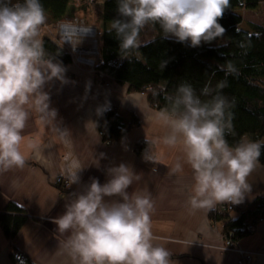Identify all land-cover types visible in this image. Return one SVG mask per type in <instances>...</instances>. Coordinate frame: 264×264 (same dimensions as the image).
I'll use <instances>...</instances> for the list:
<instances>
[{
    "label": "clouds",
    "instance_id": "1",
    "mask_svg": "<svg viewBox=\"0 0 264 264\" xmlns=\"http://www.w3.org/2000/svg\"><path fill=\"white\" fill-rule=\"evenodd\" d=\"M229 6L230 0H117L118 18L110 22L108 32L114 31L122 59L147 45L140 33L149 24H158L164 37L199 47L224 36L226 30L218 21ZM45 22L40 0H0V171L25 165L21 144L29 109L55 120L57 112L50 109L45 84L53 79L68 82L66 69L48 58L40 38ZM217 69L226 76L237 72L230 61ZM226 85L222 80L214 90L210 82L206 84L201 90V95L209 97L206 100L189 83H181L175 95L165 93L170 107L159 118L170 132L164 140L170 146H181L184 163L192 170L187 197L192 210L212 211L217 204L242 203L251 191L247 177L264 147V141L244 137L234 146L229 144L226 134L233 132V114L228 111L231 102L221 94ZM160 90L164 92L163 85ZM105 110L98 108L97 114ZM67 132L64 129L61 134ZM69 168L71 186L79 182L77 173L83 168L75 160ZM181 172L180 162L170 170L171 175ZM107 175L105 183L91 178L82 191L73 192L64 213L52 221L57 231L70 233L62 248L72 264H173L171 253L153 243L151 194L129 192L138 174L120 163L109 167Z\"/></svg>",
    "mask_w": 264,
    "mask_h": 264
},
{
    "label": "crops",
    "instance_id": "2",
    "mask_svg": "<svg viewBox=\"0 0 264 264\" xmlns=\"http://www.w3.org/2000/svg\"><path fill=\"white\" fill-rule=\"evenodd\" d=\"M49 32L50 27L42 26L40 38L51 37ZM61 65L68 82L53 79L44 86L50 109L57 112L55 120L29 109L21 144L25 165L0 171V214L14 204L27 218L14 238H8L0 226V264H72L62 248L70 233H60L52 221L64 213L73 192L82 191L91 178L105 183L107 169L120 163L131 166L139 176L129 192L151 194L153 243L171 253L173 264H239L242 256L238 250L252 253L253 264H264V219L249 227L251 233L232 246L224 234L229 220L237 219L256 198L264 197L260 162L247 177L251 191L242 203L233 204L230 211L224 210V203L212 211L192 210L187 203L192 170L184 163L181 146L165 142L170 129L159 118L162 112L150 106L145 94L130 93L128 86L97 78L93 68L75 61ZM102 107L118 109L127 121L136 116L139 125L121 141L104 143L97 126V109ZM64 129H68L66 135L61 134ZM141 141L148 143L145 159L137 153ZM73 160L83 169L77 173L79 182L68 186ZM177 162L183 165V172L171 175ZM61 178L65 184L58 186ZM224 213L226 219L215 217Z\"/></svg>",
    "mask_w": 264,
    "mask_h": 264
},
{
    "label": "trees",
    "instance_id": "3",
    "mask_svg": "<svg viewBox=\"0 0 264 264\" xmlns=\"http://www.w3.org/2000/svg\"><path fill=\"white\" fill-rule=\"evenodd\" d=\"M72 0H40L45 9L46 22L43 26L56 27L65 22ZM264 0H230V6L218 21L225 34L210 43L202 42L199 47H191L190 42L180 43L175 37H164L158 24H150L155 37L146 46L129 52L127 59L119 51V41L114 31L108 32L110 22L118 18L117 0H105L102 6L100 36L98 41L99 59L94 68L97 78L128 86L130 93L147 96L150 106L163 112L170 107L165 93L175 95L181 83H189L202 100L209 97L201 95V90L210 82L215 90L218 82L227 81L221 94L230 102L228 111L233 114V132L226 134L229 144L234 146L242 137L252 141H264V27L253 24L251 31L243 29L242 17L237 9H255ZM143 30L140 33V37ZM48 58L60 64H71L72 55L60 47L50 37L42 39ZM223 40V41H222ZM219 42L218 44H214ZM226 43V46L222 45ZM167 61L165 67L163 63ZM227 61L237 69L232 75H225L217 69ZM164 86L161 92L160 86ZM215 94V92H214ZM139 125V119L131 116L127 121L124 114L116 108H107L97 114V126L104 143L121 141L126 134ZM148 143L137 144V153L144 154ZM260 164L264 166V147L261 148ZM10 213V214H8ZM14 214L13 215H11ZM215 216V215H214ZM226 219L227 214L215 216ZM264 219V197L255 199L241 215L229 220L224 229L226 237L236 242L251 233L249 227L256 226ZM22 208L11 204L6 212L0 214V226L8 238H14L26 223ZM13 258L18 259L13 255ZM27 264H32L27 262Z\"/></svg>",
    "mask_w": 264,
    "mask_h": 264
},
{
    "label": "rangeland",
    "instance_id": "4",
    "mask_svg": "<svg viewBox=\"0 0 264 264\" xmlns=\"http://www.w3.org/2000/svg\"><path fill=\"white\" fill-rule=\"evenodd\" d=\"M104 1L105 0H72L70 2L69 8H68V15L69 16L66 18L65 22H70L73 24H80L83 26H89V27L94 28L96 30V34H97L96 36H97L98 41H99L100 26H101V20L100 19H101L102 6H103ZM236 12H238V14H240V16L243 19V22L241 24V27L243 29L251 31L253 24H257V25L264 27V2L260 3L255 9L240 8V9H237ZM61 23H64V22H61ZM61 23L57 24L56 27H50V32H49L50 36H51L50 38L53 39L54 41H56L57 44L60 45V47L65 49L67 52H69L66 49V47H64L59 41V34L61 31V27H60ZM154 37H155L154 30L152 29L150 24L146 25L145 28L143 29V34L140 37V39L146 43V42L150 41L151 39H153ZM93 41H95V40H93ZM93 41L91 39H89L88 37L85 38V40H81L78 38L75 41V45H72L73 43L70 44L72 51H71V53L70 52L69 53L72 55L73 61L76 62L77 59H80V55L78 54V52L74 51V47H76L78 49L79 46L81 45L80 47H83V48H89L90 47V49H91L93 47ZM188 42H190V41H188ZM218 43L219 42H216L214 44H218ZM89 56L92 59H95L97 62L99 59V51L96 54H90ZM78 64L85 65V64H82V62L80 63V60H79ZM85 66H87V65H85ZM87 67H90V66H87ZM90 68H92V67H90ZM61 180L64 181V179H62V178H61ZM57 185H58V183H57ZM67 185H68V183H67ZM238 251L240 252V254H241V252H244L241 250H238ZM248 253H249V255L253 256L252 253H250V252H248Z\"/></svg>",
    "mask_w": 264,
    "mask_h": 264
},
{
    "label": "built area",
    "instance_id": "5",
    "mask_svg": "<svg viewBox=\"0 0 264 264\" xmlns=\"http://www.w3.org/2000/svg\"><path fill=\"white\" fill-rule=\"evenodd\" d=\"M60 27H61V31H60V34H59V41L71 53L72 50H71V45L70 44L73 43L72 45H75V41L78 38L81 39V40H85L86 37H83V36H79L78 37L76 35L71 36V37L70 36L68 37V36H66L64 34L65 29L66 28L67 29L68 28H75V27L76 28H82V27L85 28V26L80 25V24H73V23H70V22H64V23H61L60 24ZM94 32L96 34V30L95 29H94ZM96 42H97V46L96 47H97V52H98V40ZM80 46H79L78 49L73 46L74 47V51L78 52V54L80 55V59H77L76 62L78 63L79 60H80V63L82 62V64H85L87 66H90V67H92L94 69L96 67V65H97V62H96L95 59H92L89 56L90 54L88 53V52L91 51L92 48L91 49H90V47L89 48H83V47H80ZM58 184L64 185L65 182L62 181L61 179H59L58 180ZM232 206H233V204H231V203H224V210L225 211H230L232 209ZM227 240H228V245L229 246H232L233 245L232 244L233 243L232 239L231 238H228ZM247 253L248 252H245V251L244 252H241L242 258H241L239 264H253V256L252 255H249V253L248 254Z\"/></svg>",
    "mask_w": 264,
    "mask_h": 264
},
{
    "label": "bare ground",
    "instance_id": "6",
    "mask_svg": "<svg viewBox=\"0 0 264 264\" xmlns=\"http://www.w3.org/2000/svg\"><path fill=\"white\" fill-rule=\"evenodd\" d=\"M88 29H89V31H87ZM64 34L68 37L76 35V36H83L86 38L88 37L92 41L95 40V41H93V47H92L91 51L88 53L89 54H96V52H97L96 40H98V38L96 36L97 34H95V32H94V28L89 27V26H85V28L84 27H82V28H76L75 27V28H68V29L66 28Z\"/></svg>",
    "mask_w": 264,
    "mask_h": 264
}]
</instances>
